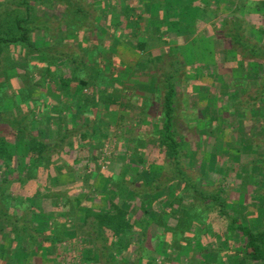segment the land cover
Listing matches in <instances>:
<instances>
[{"label": "rangeland", "instance_id": "374dc122", "mask_svg": "<svg viewBox=\"0 0 264 264\" xmlns=\"http://www.w3.org/2000/svg\"><path fill=\"white\" fill-rule=\"evenodd\" d=\"M23 1L0 0V22L3 19L13 22L19 14L26 15L27 7ZM149 1L151 0H44L42 7H38L35 0L31 1L33 5L31 17L35 23L32 21L30 23V27L33 28L30 36L37 49L43 51L48 49L51 54L59 55V57L67 55L62 57L63 59L68 56L76 57L77 61L90 67L86 75L82 77L87 76L96 84H100L102 80L94 78L95 72L105 67L104 62L100 64L97 61H103L102 52L111 57V60L113 57L114 65L117 62L121 64L107 67L106 75L109 80L102 86L98 85L101 88L95 94L94 91L92 94L88 92V95L94 96L93 103L86 109L80 110L79 114L75 112L71 115L74 120L72 123H75L74 127L80 128L81 133L92 134L98 130L94 140L90 139L86 143L87 147L75 144L74 150L67 154V157L65 156V159L73 166L77 165L76 172H73V175L61 173L52 180L53 188L49 185L47 190L43 188L41 182H38L41 179H36L31 192L27 193L21 186L22 188L17 190L15 196L34 197L42 213L47 217L48 211L57 206L60 207L61 204L57 201L62 202L67 199V193L71 203L63 206L62 202L63 213L79 212L84 209L85 203L90 205L87 209L106 211L110 203L115 202L134 217V223L138 228L135 233L138 241H140L139 233L146 232L147 238L157 233L163 234V229L158 228L155 219L164 216L161 214L164 211L168 212L170 202L182 189L181 184H168L165 188L162 186L160 195L148 199L149 201H147L148 196H139L134 193L122 201L109 184V178L102 176L101 173L106 170L113 176H125L128 177V181L139 180V183H151L159 178L160 174H163L161 178L163 181L171 178V170L167 167L171 160L166 157V150L158 144V137L154 133L159 125L157 119L163 110L165 80L170 74L179 72L176 78L179 85L175 119L177 134L184 145L186 144L182 154L185 171L205 194L210 193L224 201L228 213L254 227L262 222L264 224V115L255 114V106L252 100L250 101L252 97L249 95L242 98L244 102L250 101L251 106L245 103V106L250 108L241 113L237 111L231 113L227 105L223 108L220 100L224 99L229 105V101L237 99L232 96L235 94L234 90L228 87L231 76L235 77L238 74L239 77H235V81L241 82L244 80L242 74L248 71L245 73L250 78L245 81L254 82L257 76L261 78L264 75L263 59L248 62L246 66L238 65L229 54L230 50L236 47L230 45L224 38L228 30L237 25L242 27L243 37L246 36L245 40L249 38L253 44L261 43L264 46V33L257 31V28L264 30V11L248 6L246 1L212 0L210 6L203 7L196 27L191 28L185 36L172 34L165 27L161 32L153 34L151 30H148L151 22L146 34L143 29H140L141 40L147 41V51L139 54L135 42L132 41V34L126 30L127 23H115L111 15L115 13L114 15L118 16L117 22H120L121 19L125 20L123 14L127 6L132 7L135 4L134 8L137 9L139 2L145 4ZM144 6L145 15L148 16L150 14L147 13L148 5ZM135 13L138 15L141 12ZM129 19L130 24L136 21V16L131 15ZM148 21V18L145 19V22ZM91 23L95 25L94 30L89 28ZM95 44L100 46L98 47L100 51L94 50ZM28 53L26 48L12 47L10 61L12 60V67L15 69L9 68L7 62L3 60L0 70L9 71L13 87L16 89L22 87L20 78L33 81L30 92L34 90L36 93H44L43 95L51 99L50 107L56 108L57 102L55 99L52 100L49 87L53 90L57 83L51 84L49 81L41 80L38 74L41 68L37 63L31 66V62L44 64L47 58L40 55L41 53ZM179 58L182 64H178ZM141 63L147 65V70L139 71L138 66ZM173 63L176 64V68ZM55 66L59 64L51 66V70L55 71ZM60 66L64 74L70 73L65 69L66 63L62 61ZM29 67H34L32 73L29 72ZM71 67L75 71V66ZM3 87L0 90V103H3L5 107H0V115L5 113V110L8 112L12 104L5 95L15 97L13 90ZM255 90L257 89L251 90L250 95L255 96ZM27 94L23 93L21 96L26 98ZM14 104L19 105L20 98H14L12 105ZM122 104L126 108H120ZM18 105L14 106V109H18L20 107ZM23 111L25 114L31 112L27 105H23ZM258 116L262 118L261 122L258 121ZM54 120L55 118L45 117L42 125L37 129L43 138L52 137L56 129L51 123ZM10 138L16 140L14 136L10 135ZM82 143L84 145L85 142L82 141ZM87 155L91 158L96 156L99 159L96 164L93 161L87 163L89 171L93 174L95 185L91 191H81ZM15 166L9 172L10 174L0 172V188L6 179L10 178L9 180L12 181L18 177L20 174L18 160ZM165 166L168 168L166 172H164ZM148 167L150 169H147ZM149 171L156 173L161 171V173L155 175ZM76 178L78 180L72 184ZM15 185L13 184L12 191L16 188ZM75 185L78 188L70 190ZM10 186V184L3 186L8 189L4 193L10 192ZM65 186L67 188H64ZM60 191L65 195L60 197L61 200L54 196ZM72 192L78 193V197H71ZM83 195L85 198L81 199ZM184 198L186 208V204H191L192 200L189 196ZM146 207H152L149 218L143 214ZM179 214L180 216L175 217L174 220L165 216L164 220L169 227L175 228L177 221L183 219L184 216ZM207 216L209 222L203 225V221H200V226H197L200 233L198 240L195 239L197 233L195 231L186 236L190 244L185 246L193 247V250L188 251L189 255L186 251L180 253L173 247L169 248L167 244L171 240L169 238L171 235H168L166 243L160 244V247L159 242L154 243L156 249L159 247L160 253L153 251L155 255L152 259L156 261L153 263L164 264V258H167L170 260L168 264H193L194 254L199 247L209 248L206 255L214 254L218 258L220 255V264H235L234 252L241 249L244 241L238 234L232 238L236 242L231 244L230 240L221 236L220 231L211 227L212 221H219L216 219V214L209 213ZM82 232L80 230L81 234ZM145 244L141 246L140 243L138 249L132 246L133 253L127 254L124 259L133 261L141 258L140 253L143 252L141 247ZM134 262L137 263V261ZM240 262L242 264L241 260Z\"/></svg>", "mask_w": 264, "mask_h": 264}, {"label": "trees", "instance_id": "16d2710c", "mask_svg": "<svg viewBox=\"0 0 264 264\" xmlns=\"http://www.w3.org/2000/svg\"><path fill=\"white\" fill-rule=\"evenodd\" d=\"M31 1H23L24 5L27 7L26 15L19 14L13 22L11 20L9 22L7 19H3L0 22V65L3 60H5L9 68L15 69L12 67V60L10 61V49L12 47L26 48L29 51L28 54H35L34 52L38 54L41 53L40 55L47 58L46 63L31 62V66L37 63L41 68V71H38L41 80L49 81L51 84L57 83V85L53 87V90L52 87H49L51 88L50 93L52 94V100H56L57 107H50L49 102L51 99L43 95L44 93H36L34 90L30 92V88L33 86L32 84H34L33 81L20 78L22 87L16 89L13 87L9 71L0 70V90L4 88L3 86H6L8 89L13 90V95L15 94V97L5 95L7 100L13 104L14 98H20V104H17L20 106L18 109H14V106L17 105L11 104L8 111L9 113L5 110V113L0 115V172L2 174H10L9 172L12 171V168L16 167L15 164L17 160L19 165L18 168L20 169V174H18L16 179L12 181L9 180L10 178L6 179L3 181L0 188V261L5 262V264H37L36 262L39 261L35 262L33 259L40 255V258L43 259V264H48V259H52L54 264H61L62 260L59 262L63 256L61 247L74 235L72 233L73 231H70L66 223H64V218L53 219L51 215H48V217L45 216L39 207L38 201L33 199L34 197H17L15 194L18 189L22 188L21 186H23L27 193L31 192L32 187L36 183V179H41L38 182H41L42 186H44L43 188L47 190L50 186L52 187V180L61 173L65 172L66 174L73 175V172H76L77 165L73 166L65 159V156L67 157V154L74 150L75 144L80 147L86 146V143L89 142L90 139L94 140L98 130L94 131L92 134L81 133L80 128L74 127L75 123H72L74 120H72L73 118H71V115L86 109L93 103L94 96L88 95V92L92 94L94 91L95 94L99 91L101 88L99 86L104 85V83L109 80V77L106 75L108 74L106 71L108 69L107 67L118 66L121 62H117L114 65L113 57L111 60V57L109 58L106 53L103 54L102 52L103 61H97L100 64L104 62L103 64L105 67L103 69H98L95 72L94 78L101 79L103 84L102 82L96 84V82L92 81L89 77H82L86 75L90 67H87V65L84 66L85 63L77 61V59H75L76 57L68 56L63 59L62 57L67 55L59 57V55L51 54L48 49L44 50L46 52L37 49L30 36L33 31V28L30 27V23L31 21L34 22L31 17V7H33ZM35 1L38 7L44 6V0ZM241 1H246L248 6H252L258 11H264L263 0ZM141 4H143V6L148 5L147 8H149V11H147V13H150L148 16L145 15V6L143 8ZM211 4L212 0H151L145 2V4L139 2L140 9L137 8L139 10L134 8L135 4L132 7H130L131 5L127 6L123 14L125 20L121 19L120 22H117L116 18H118V16L114 15L115 13L111 16L115 23H127L126 30L132 34V41L136 44L137 52L142 54L147 51V41L141 40L140 29L145 31L144 34H146L148 30H151L153 34H157L165 27L172 34L185 36L191 28L196 27V23L199 20L198 17L201 18L200 14L203 11V7H208ZM132 9L133 11H131ZM136 11H140L141 13L137 15L135 13ZM131 15L136 16V21L130 22L129 24V17ZM107 16H109V14ZM147 18L149 21L145 22ZM98 24L100 25V23ZM149 25L150 27H148ZM94 26L95 25L91 23L89 27L90 30H94ZM235 26L236 27H232V29L228 30L227 35H224V38L229 41V44L236 47V49L230 50L229 53L231 57L234 58L233 61L237 62L240 66H246L248 62L260 59L264 60V46L261 43L253 44L252 40L249 38L245 40L246 36L243 37L242 27ZM147 27L150 29L147 30ZM257 31L264 33L262 29L260 30L257 28ZM87 32H89V30H87ZM95 46L96 48L94 50L96 52L100 51L98 49L100 46L98 44H95L94 47ZM247 57L250 59H245ZM62 61L66 63L65 69L70 71L68 75L64 74L63 69H61L60 64ZM58 64L59 66H55V71L51 70V66ZM173 64L174 68H176V64ZM178 64H182L181 58H179ZM71 66H75V71H73L74 69H72ZM138 67L139 71H145L148 68L145 63H141ZM29 70V72L32 73L34 67H29ZM245 72L248 73V71ZM245 72L242 74L244 80L241 82L235 81L236 78L239 77L238 74H236V78L234 76L229 78L228 87L234 90L235 94L232 96L237 99L229 101V105L224 99H220L223 103V108L227 105L231 113H236V111L241 113L243 110V112H245L250 108L246 107L245 103L251 106L249 103L252 100L255 106L254 109L256 110L255 114L259 113V116H263L264 75L261 78L257 76L254 82H248L245 80L250 77ZM178 73L174 72L170 74L165 80L166 92L163 99V110L160 117L157 119V123L160 126L157 125V131L154 133V135L158 137V144L165 148L166 157L171 160L167 166L171 170V178L163 181L161 179L163 178V174H160L158 176L159 178H156V180L151 183H139V180L128 181V177L126 178L125 176H113L108 171L106 172V170L101 173L102 176L105 175L109 178V184L115 190L117 197H120L122 201L129 198L132 193L139 196H148L147 201H149L148 199H153L160 195L159 192L162 190V186L165 188L168 184H181L182 189L180 192H177L178 194L175 195L174 199L170 202L168 212L166 213L164 211L161 213L164 216L155 219L156 225L159 229H163L164 233H157L155 236H149L148 238L146 232L139 233L140 241H138L137 235L135 234L138 228L134 223V217L120 206V204L112 202L106 211H98L97 209H87L90 205L85 203L84 209L79 211L81 213L73 211L69 214L64 212L65 218L74 220L78 216L82 222V231L85 236L86 247L85 264H154L153 262L155 260L152 258L155 254H153V251L155 253H160V244L166 243L168 235H171V237L169 236L171 240H169V244H167L169 248L173 247L180 253H185L186 251L189 255L188 251L193 250V247H191V245L188 246L190 248L185 246L186 244H190V240L186 236L193 234L195 231L197 232L195 239L198 240L200 233H198L199 228L197 226H200V221H203V225L209 222L207 216L209 213L216 214V219L219 221L217 222L214 220L210 225L212 228L215 227L214 229L220 231L219 233L224 239L230 240V243L233 244L236 240H232V238H235L236 235L239 234L244 241V245L241 247L242 250L239 249L236 253L234 252V254H236L235 256L233 255L235 264H241L240 260L242 264H264L263 222L254 227L249 223L243 222L237 216L228 213L224 201H221L219 197L212 196L210 193L205 194L199 189L200 186L198 187L185 171L182 162V154L186 144L184 145L177 134L175 119L179 85L176 79ZM253 89H257L255 90V96L250 95ZM23 93H28L26 98L21 96ZM157 95H159L158 91ZM247 95L252 97V99L244 102L242 97ZM23 105H27L31 112L28 114L23 113ZM0 107L5 106L3 103H0ZM121 107L126 108L124 104H122L120 108ZM259 116L257 119L261 122L262 118H259ZM45 117L48 119L55 118L51 123L56 129L50 139L43 138L41 132L37 130L40 125H42V121ZM1 126H5V128ZM10 135L14 136L16 140L11 139ZM82 141L85 142L84 145ZM85 160L86 164L84 165L85 170L82 177L84 179H82L83 186L81 191H91L95 183H93L94 177L89 171L88 164L91 161L96 164L99 159L96 156L91 158L87 155ZM168 168L165 166L164 172H166ZM147 169L150 168L148 167ZM149 172H151V174L155 173V175L161 173V171L159 173L154 171ZM13 181L14 183H12ZM7 184L11 185L9 189L10 192L4 193L8 189L3 188V186ZM13 184H16V188L12 191ZM26 185L27 187H24ZM75 186L70 190L78 188L77 185ZM62 195L65 196L60 191L54 196L61 200L60 197H62ZM186 196L191 198L192 203H187L185 208L184 197ZM80 198H85V195ZM69 200V194L67 193V199L62 201L64 205L61 201L57 202H60L61 206H66L71 203V200ZM80 201L81 200H79V202ZM146 208L143 214L144 216L147 215L149 218L151 215L150 209L152 207ZM179 213L184 216L183 219L177 221V226L175 228L169 227V224L164 220L166 218L165 216L174 220L176 219L175 217L180 216ZM193 228H195V230ZM157 242H159V247L156 249L154 243L157 244ZM198 242H200V240ZM140 243L141 246L143 243L147 244L141 247L143 249L142 254L139 252L141 258L133 261L124 259L127 254L133 253L131 247H137L138 249ZM197 250L198 251L194 254L193 264H220L219 254L218 258L214 254L206 255L209 252V248L201 249L197 247ZM225 252L229 253L228 250H225ZM225 252L221 251L223 254ZM223 258L222 255V259ZM164 259L163 263L168 264L170 260H167V258ZM205 259L209 260L206 261ZM134 261H137V263Z\"/></svg>", "mask_w": 264, "mask_h": 264}, {"label": "crops", "instance_id": "0c3cea01", "mask_svg": "<svg viewBox=\"0 0 264 264\" xmlns=\"http://www.w3.org/2000/svg\"><path fill=\"white\" fill-rule=\"evenodd\" d=\"M76 180H78V178L75 179L74 183L75 184ZM69 187V186H68ZM64 188H67V186H65ZM72 196L78 197V193H74L72 192L71 194ZM26 197H29V195H26ZM80 197V196H79ZM47 214L51 215L54 218H64V223H66L67 227L70 229V231H73L72 233L76 235H73L69 240H67V242H65L62 247H61V251L63 253L62 259H60L59 262L62 263L61 264H67L69 261H71L72 258H78L76 259V262H78L79 264H85V253H86V247H85V236L80 233V230H83V226H82V222L80 221V219L77 218L76 219H71V218H65V215L63 213L62 210V206L60 205V207L57 206V208H52L51 211H48ZM52 225V224H51ZM36 257V256H35ZM4 259V258H3ZM39 262H36L37 264H43V259L39 257H36L35 259H33ZM49 262L48 264H54V262L52 261V259H48ZM77 263V264H78ZM0 264H5V262H1Z\"/></svg>", "mask_w": 264, "mask_h": 264}, {"label": "built area", "instance_id": "2783aa9c", "mask_svg": "<svg viewBox=\"0 0 264 264\" xmlns=\"http://www.w3.org/2000/svg\"><path fill=\"white\" fill-rule=\"evenodd\" d=\"M76 259L78 258H72L71 261H69L67 264H77L78 262H76Z\"/></svg>", "mask_w": 264, "mask_h": 264}]
</instances>
